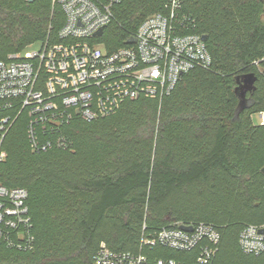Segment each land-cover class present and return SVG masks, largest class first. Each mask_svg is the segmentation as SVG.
I'll return each mask as SVG.
<instances>
[{
    "label": "trees",
    "instance_id": "trees-1",
    "mask_svg": "<svg viewBox=\"0 0 264 264\" xmlns=\"http://www.w3.org/2000/svg\"><path fill=\"white\" fill-rule=\"evenodd\" d=\"M170 0H120L102 40L127 44L148 16ZM195 19L187 32L206 35L209 69L185 73L161 100L125 101L114 114L68 127L71 146L35 152L25 120L16 122L0 163V183L29 191L35 246L0 243V264H95L102 242L150 259L196 264L198 249H141L143 234L174 223L206 222L221 233L210 264H264V251L239 245L247 224H264V0H181ZM64 23L50 0H0V60L45 40ZM258 62V64L255 63ZM255 88L241 104L242 77Z\"/></svg>",
    "mask_w": 264,
    "mask_h": 264
},
{
    "label": "built area",
    "instance_id": "built-area-1",
    "mask_svg": "<svg viewBox=\"0 0 264 264\" xmlns=\"http://www.w3.org/2000/svg\"><path fill=\"white\" fill-rule=\"evenodd\" d=\"M50 1L64 13L61 28L50 33L38 51L12 53L0 60V163L8 155L5 140L20 119L25 120L33 151L67 149L71 146L67 127L76 118L92 121L110 116L125 101L141 97L161 100L185 73L212 66L203 35L187 32L196 23L182 12L181 0H170L165 12L145 18L129 37L136 41L113 50L102 37L120 0ZM259 114L264 124V110ZM28 199L26 187L0 183V243L23 251L35 246ZM261 228L264 224H247L241 230L239 245L245 254L264 251ZM220 242L221 233L213 224L174 223L154 235L143 234L140 246L198 249L196 264H210ZM94 262L178 264L174 259H150L142 251L113 250L104 242Z\"/></svg>",
    "mask_w": 264,
    "mask_h": 264
},
{
    "label": "water",
    "instance_id": "water-1",
    "mask_svg": "<svg viewBox=\"0 0 264 264\" xmlns=\"http://www.w3.org/2000/svg\"><path fill=\"white\" fill-rule=\"evenodd\" d=\"M103 32V28H101L97 34L98 35H101ZM202 39L203 40H206V35H203L202 36ZM136 41V38L135 37H131L127 40L128 43H133ZM257 80V76L254 74V73H248V74H245L243 77H242V82L239 84L238 88H237V91L241 97V104L242 105H245L246 104V96H247V93L250 92V91H253L254 88H255V82ZM262 172L264 173V168L262 169ZM183 229H186V230H191L192 227L191 226H185V225H182L181 226ZM260 232L264 234V228H261L260 229Z\"/></svg>",
    "mask_w": 264,
    "mask_h": 264
},
{
    "label": "rangeland",
    "instance_id": "rangeland-1",
    "mask_svg": "<svg viewBox=\"0 0 264 264\" xmlns=\"http://www.w3.org/2000/svg\"><path fill=\"white\" fill-rule=\"evenodd\" d=\"M42 44H43V42L41 40H36L32 44H30L24 50L23 53H25V52H31V53L36 52V51H38L41 48ZM252 121H253L254 125H260L261 124V117H260L259 112L253 114Z\"/></svg>",
    "mask_w": 264,
    "mask_h": 264
}]
</instances>
